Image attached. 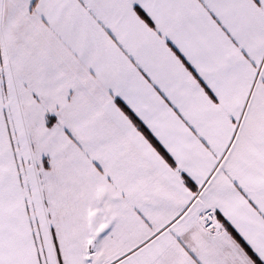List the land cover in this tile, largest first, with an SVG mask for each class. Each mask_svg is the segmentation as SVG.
Returning a JSON list of instances; mask_svg holds the SVG:
<instances>
[{"label":"snow or ice","instance_id":"6c2138e0","mask_svg":"<svg viewBox=\"0 0 264 264\" xmlns=\"http://www.w3.org/2000/svg\"><path fill=\"white\" fill-rule=\"evenodd\" d=\"M0 264H264V0H0Z\"/></svg>","mask_w":264,"mask_h":264}]
</instances>
